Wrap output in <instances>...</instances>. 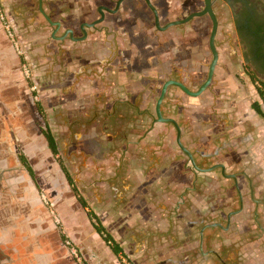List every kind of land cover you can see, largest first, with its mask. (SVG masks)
Listing matches in <instances>:
<instances>
[{"label": "crops", "instance_id": "0c3cea01", "mask_svg": "<svg viewBox=\"0 0 264 264\" xmlns=\"http://www.w3.org/2000/svg\"><path fill=\"white\" fill-rule=\"evenodd\" d=\"M42 1L51 22L60 27L40 12L39 0L35 10L26 3L16 9L14 19L30 38L41 30L47 35L32 39L36 52L43 54L40 65L49 71L44 96L54 95L52 110L62 116L57 127L62 125L68 141L64 147L77 140L82 190L75 187L82 196L94 195L95 224L101 223L119 245L134 243L138 257H145V245L150 250L172 245L166 257L182 264H212L209 257L222 264H264V198L257 187L264 173V118L252 107L259 102L264 112V103L242 72V46L222 2L216 4L219 60L212 84L197 97L170 86L161 111L180 126L181 142L198 167L222 164L226 174L237 175L238 183L221 169L195 172L177 142L175 126L155 121L166 82H180L192 92L206 82L213 60L208 15L161 30L145 0H125L118 12H106L102 23L87 28L85 40L74 41L69 31L82 38V26L97 19L85 16L76 27L65 20H70L69 12H56L48 0ZM150 1L161 28L205 6L204 0ZM67 150L65 156H71ZM218 170L228 194L239 195L237 211L228 203L215 209V182L208 179ZM88 199L84 197L83 208L89 211ZM215 213L226 215L225 223L214 220ZM250 214L254 228L244 225ZM232 253L236 256L230 258ZM162 257L159 253L158 259Z\"/></svg>", "mask_w": 264, "mask_h": 264}, {"label": "rangeland", "instance_id": "374dc122", "mask_svg": "<svg viewBox=\"0 0 264 264\" xmlns=\"http://www.w3.org/2000/svg\"><path fill=\"white\" fill-rule=\"evenodd\" d=\"M36 1L0 0L8 17L14 21L22 44L20 54L7 38L0 22V264H182L181 260L166 257L171 254L172 245L166 248L153 245V250L149 249V245H145L146 249L143 251L145 257H138L134 254L135 244L123 242L120 243V247L122 246L127 257L122 254L114 255L110 243L97 234L95 222L88 215V212H94V205L90 200L94 195L83 194L89 198L88 211L78 200L80 195L78 190H73L69 185L61 163L69 172L71 171L75 184L81 191L80 175L76 167L82 158L79 157L80 148L77 140L72 142L71 151L69 146L66 147L67 153L69 151L71 156H65L66 148L63 142L68 141L63 135L62 125L57 127L62 116L52 110L55 107L54 95L44 96L49 71L40 65L39 57L43 54L36 52L35 49L39 48H34L32 39L35 40V36L46 33L43 30L37 31L30 38L27 30L21 28L18 20L14 19V11L24 6V3L32 5L30 7L33 10L37 9ZM48 1L50 9L53 8L56 12H69L70 20L66 16V22L70 21L71 25L78 27L85 16H90L88 18L92 20L100 19L97 11L99 7L114 10L119 0ZM47 26L46 24V29L49 28ZM182 27L184 26L177 28ZM241 67L242 72L247 75L243 59ZM248 79L250 82L247 83L252 84L258 93L263 89L261 81L257 80V83H254L253 79L250 77ZM242 81L246 82L244 79ZM262 101L264 103V100ZM76 120L78 123V117ZM88 120L91 119L88 117ZM48 127L58 139L60 148L58 157L51 153L43 135ZM262 138L264 139V133ZM21 155L27 158L35 178L21 162ZM68 157L75 163H70ZM253 166L254 163L251 161V167ZM232 170L237 171L238 168ZM261 176L263 177L258 179L257 187L259 192H263L259 198H264V173ZM208 180L209 184L212 180L215 182V209L228 203L232 211H237L239 195L237 192L235 195L228 194V187L223 185L219 170L213 179L209 177ZM248 193L249 191L245 190V199L249 204L248 208H252ZM80 196L84 199L82 195ZM213 219L225 223L226 215L215 213ZM253 220V215L250 214V220L248 217L243 224L254 228ZM159 249L161 250L158 251ZM216 250L220 252V245ZM159 253L164 258L159 260ZM151 254H154L156 259H149ZM235 256L233 254L227 257ZM208 260L212 264H222L216 257H209Z\"/></svg>", "mask_w": 264, "mask_h": 264}, {"label": "water", "instance_id": "95a60500", "mask_svg": "<svg viewBox=\"0 0 264 264\" xmlns=\"http://www.w3.org/2000/svg\"><path fill=\"white\" fill-rule=\"evenodd\" d=\"M124 1L125 0H119L117 2L116 8L114 10H111L109 8H106V7H100L99 10H98V12L100 14V19L96 20L95 22H93L91 24H84L82 26V31H83V34H84V36L82 38H77V39L74 38L73 31H69L68 34H70L71 39H73L74 41L85 40L86 37H87V30L86 29L87 28H94V27H96V25L102 23L104 18H105V13L106 12H109V13L118 12L120 7H121V4ZM145 1L147 2L148 6L150 7V9L153 11V13L155 15L157 28H159L161 30L168 29V28H170L172 26L187 24V23H189L191 20H193L196 17H203V16H206V15H208L210 17V19L212 21V31H211V35H210V49H211L212 54H213V60H212V62L210 64V67H209V72H208V77H207L206 82L200 87V89L197 92L190 91L184 84H182L180 82H177V81H168V82H166L165 85L163 86L160 98H159L158 103H157V107H156L157 118H156L155 121L156 122H161V123H172L175 126V128L177 130V142H178L180 148L183 150V152L190 158V163H191L192 168L194 169L195 172L209 173V172H212V171H214L216 169H221L223 175L226 178L233 179V180H235L238 183L237 175H235V174H226L225 173L226 172V168L222 164L214 165L213 167L208 168V169L199 168L197 166L195 160H194V156L192 155V153L188 149H186L185 146L181 142V128H180V126L177 124V122L175 120L169 119V118H164L163 115H162V111H161L162 103H163V101L165 99L167 90H168V88L170 86H173V85L174 86H178L184 92H186L188 95L193 96V97H197V96H200L202 93H204L210 87V85L212 84V81H213V78H214V74H215V69H216V66H217L218 60H219V54H218L217 47H216V37H217V33H218V28H219V21H218V18L216 16V14H215V11H214V0H204L205 8H204L203 11L193 13L188 18H186L184 20H179V21L172 22L166 28H161L158 12H157L156 8L152 5L151 1L150 0H145ZM39 4H40V12L47 18V20L50 22V24L53 25V26H56V27H60V23H52L51 20L49 19V17L47 16V14L45 13V11L43 9V1L42 0H39ZM56 33L57 32L55 31V34ZM55 34H54V37L56 38ZM66 36H67V34H66ZM57 39H63V38H57Z\"/></svg>", "mask_w": 264, "mask_h": 264}, {"label": "flooded vegetation", "instance_id": "af4514ba", "mask_svg": "<svg viewBox=\"0 0 264 264\" xmlns=\"http://www.w3.org/2000/svg\"><path fill=\"white\" fill-rule=\"evenodd\" d=\"M219 1L241 43L247 75L264 82V0H214L215 14Z\"/></svg>", "mask_w": 264, "mask_h": 264}, {"label": "trees", "instance_id": "16d2710c", "mask_svg": "<svg viewBox=\"0 0 264 264\" xmlns=\"http://www.w3.org/2000/svg\"><path fill=\"white\" fill-rule=\"evenodd\" d=\"M254 83H257L256 79H253ZM261 85H263V89L259 90V95L261 97L262 100H264V82L261 81ZM253 109L261 116L264 118V112L262 110V107L260 105L259 102H254L252 104ZM43 135L48 143V148L50 149L51 153L58 157L59 156V147H58V143L56 141V138L54 136V134L52 133L51 129L48 127L44 132ZM20 160L21 162L25 165V167L27 168V170L29 171L30 175L35 178V173L33 171V168L29 165L27 158L24 155L20 156ZM62 164V169L64 171V174L67 178V181L69 183V185L73 188V190L77 191L76 187H75V181L73 179V177L71 176L70 172L68 171V169L64 166L63 163ZM78 200L80 202V204L85 208L87 207V204L85 202V200L78 195ZM90 217L94 220L96 219L93 212H90ZM96 231L105 238L107 243H110L111 245V249L112 251L116 254V255H124V257H127L124 254V250L123 248L120 247V245L118 243H116L109 235L106 234L105 232V228L101 225V223H96L94 224Z\"/></svg>", "mask_w": 264, "mask_h": 264}, {"label": "built area", "instance_id": "2783aa9c", "mask_svg": "<svg viewBox=\"0 0 264 264\" xmlns=\"http://www.w3.org/2000/svg\"><path fill=\"white\" fill-rule=\"evenodd\" d=\"M0 22L3 26V29L6 33L7 38L12 43L15 50H17L20 54L22 53V44L20 42L17 27L14 24V21H12L7 13L5 12L2 4L0 3ZM35 89V88H34Z\"/></svg>", "mask_w": 264, "mask_h": 264}]
</instances>
